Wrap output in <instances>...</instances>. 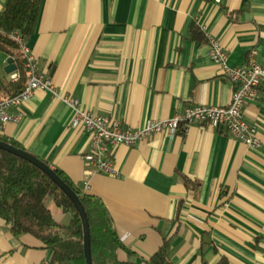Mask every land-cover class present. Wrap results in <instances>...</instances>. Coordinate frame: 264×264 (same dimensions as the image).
<instances>
[{"label": "crops", "instance_id": "0c3cea01", "mask_svg": "<svg viewBox=\"0 0 264 264\" xmlns=\"http://www.w3.org/2000/svg\"><path fill=\"white\" fill-rule=\"evenodd\" d=\"M208 34L227 49L231 66L247 65L252 51L264 64V0H39L26 43L61 93L139 128L193 104L229 105L235 84L212 60ZM10 57L0 51V79L9 80ZM10 112L18 118L2 136L103 201L133 252L122 251V259L141 264L168 240L175 264L223 257L264 264V84L244 108L258 126L259 148L227 129L194 124L118 145L110 153L117 175L85 162L91 134L72 126L61 99L38 89ZM60 210H52L55 220L69 223ZM52 254L0 218V264H47Z\"/></svg>", "mask_w": 264, "mask_h": 264}, {"label": "trees", "instance_id": "16d2710c", "mask_svg": "<svg viewBox=\"0 0 264 264\" xmlns=\"http://www.w3.org/2000/svg\"><path fill=\"white\" fill-rule=\"evenodd\" d=\"M38 13L39 0H7L0 12V51L15 59L17 70L20 72L18 81L0 79V99L21 93L28 83V62L22 54L21 45L12 34L18 31L27 40L33 32ZM0 139L21 148L18 143L2 135ZM56 172L79 195L87 212L94 264H138L120 257L122 251L128 254L133 252L121 240L103 201L81 192L63 172ZM50 198L63 212L71 216L69 223L55 220L52 209L48 206ZM0 218L12 225L14 234L30 233L41 240L46 248L52 250V257L47 264H87L83 224L74 203L36 165L2 149ZM141 264H175L170 256V242L165 240L158 250ZM215 264L231 263L223 257Z\"/></svg>", "mask_w": 264, "mask_h": 264}, {"label": "built area", "instance_id": "2783aa9c", "mask_svg": "<svg viewBox=\"0 0 264 264\" xmlns=\"http://www.w3.org/2000/svg\"><path fill=\"white\" fill-rule=\"evenodd\" d=\"M12 36L21 45L22 54L28 62L29 80L21 93L0 99V135L3 134L9 121L18 118L10 112L11 107L21 105L34 91L41 89L67 104L73 112L72 126H82L89 131L93 150L82 157L90 167L102 173L118 174L110 157L111 151L118 145L134 146L143 139L164 131L172 134L186 132L194 124H209L216 129H227L234 137L252 148H259L262 145L258 126L249 122L244 116L245 106L258 100L260 88L264 84V64L257 61L255 51L249 54L247 65L231 66L228 63L227 49L217 37L208 34L212 60L221 65L225 74L235 84L229 105L193 104L173 117L150 120L142 127L131 128L125 126L117 117L95 115L92 111L85 109L79 99L61 93L52 79L39 70L37 59L22 35L15 31ZM19 79L18 70L9 75V81L14 82Z\"/></svg>", "mask_w": 264, "mask_h": 264}, {"label": "water", "instance_id": "95a60500", "mask_svg": "<svg viewBox=\"0 0 264 264\" xmlns=\"http://www.w3.org/2000/svg\"><path fill=\"white\" fill-rule=\"evenodd\" d=\"M7 73H12L17 70V66L14 63V59L10 57L8 59V65L6 67ZM0 149L10 152L22 159H25L28 162L36 165L40 170L47 174L48 177L71 199L77 208L82 224H83V233H84V250L87 264H94L92 250H91V230L89 218L87 216V212L83 206V203L79 197V195L70 187L68 183H66L61 176L56 172L51 165L47 164L45 161L40 159L39 157L33 155L32 153L26 151L23 148L16 147L11 143L5 142L0 139Z\"/></svg>", "mask_w": 264, "mask_h": 264}, {"label": "rangeland", "instance_id": "374dc122", "mask_svg": "<svg viewBox=\"0 0 264 264\" xmlns=\"http://www.w3.org/2000/svg\"><path fill=\"white\" fill-rule=\"evenodd\" d=\"M48 206L53 210V212H55L56 211V209H59L58 207H56V204L54 203V201L52 200V198H50L49 200H48ZM61 211V210H60ZM62 213V212H61ZM55 214V213H54ZM66 216L68 217V218H70L71 219V216L69 215V214H66Z\"/></svg>", "mask_w": 264, "mask_h": 264}]
</instances>
